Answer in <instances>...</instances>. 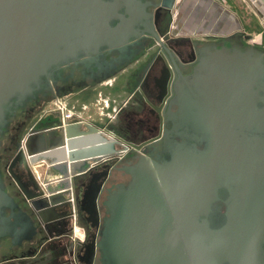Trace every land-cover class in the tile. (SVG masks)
<instances>
[{
  "label": "water",
  "instance_id": "water-1",
  "mask_svg": "<svg viewBox=\"0 0 264 264\" xmlns=\"http://www.w3.org/2000/svg\"><path fill=\"white\" fill-rule=\"evenodd\" d=\"M174 3L161 0L166 8ZM149 5L141 0H0V127L15 100L22 102L43 77L50 80L52 71L77 62L80 54L82 64L104 80L124 72L122 60L133 59L131 47L140 45L145 34L159 40ZM112 21L118 24L112 26ZM104 52L119 55L101 60ZM147 55L129 64L138 84L153 61L147 63ZM107 66L111 72H103ZM176 86L181 99L192 95L203 103L173 126L172 138L183 137L181 129L188 134L170 147L169 161L161 163L148 154L119 169L130 181L107 189L103 206L108 217L96 244L101 261L264 264V51L252 45L244 50L204 48L196 74L180 76ZM87 128L84 132L80 125L62 123L59 135L51 128L30 132L28 152L57 163V178L47 182L52 191L48 196L33 179L30 188L12 171L16 163L29 169L22 149L10 165L50 236L51 225L63 217L55 208L70 196V176L119 158L125 150L96 127ZM108 174L92 175L81 202L94 222L100 180ZM5 207L15 205L0 179V237L9 231L10 219L2 217ZM11 225L14 244L34 230L23 212Z\"/></svg>",
  "mask_w": 264,
  "mask_h": 264
},
{
  "label": "flooded vegetation",
  "instance_id": "flooded-vegetation-1",
  "mask_svg": "<svg viewBox=\"0 0 264 264\" xmlns=\"http://www.w3.org/2000/svg\"><path fill=\"white\" fill-rule=\"evenodd\" d=\"M141 1L150 4L147 6V12L152 15L150 19L159 40L150 34H145L139 40L140 45L131 47L130 54L133 53V59L131 61L122 60L121 68H126L124 72L104 80L102 76L95 75L87 69L85 63L82 64L81 61L85 57L80 54L77 62L71 60L63 64L59 70L52 71L50 80L43 77L39 85L34 87L33 94L28 95L22 102L15 100L8 108L5 122L0 127V179L2 188L13 199L15 207L3 208L2 217L10 220L7 222L9 231L0 237V264H103L96 244L100 240L104 220L108 217L106 208L103 206L108 195L107 189L117 184L128 185L130 181L129 176L119 169L135 163L142 155L148 154L161 163L169 161L170 147L176 142L186 140L184 136L188 134L181 129L178 132L183 137L175 135L173 139L171 136L173 126L175 123H181L183 119H188L196 111V107H201L203 103L201 99H196L192 95L180 98L176 86L180 76L187 77L196 74L199 52L207 47L217 49L236 47L244 50L252 45L259 51H264V47L253 45L236 36L175 33L171 19L174 18L173 10L177 0L172 8L163 7L161 0ZM120 13L124 14V11ZM156 15L159 16L158 20H156ZM117 24L118 21L111 22L112 26ZM147 52L145 60L148 63L153 58V61L149 62V67L138 84L137 77L131 76L133 66L129 64L133 65L134 60ZM118 55L117 52L110 54L104 52L101 60L110 61V58H116ZM144 66L146 65L142 67ZM111 71L112 69L107 66L103 72ZM80 89H97V96L89 98L86 95L84 96V99L88 98L86 100L76 98V91ZM185 89L187 90V87ZM110 91H116L117 94L110 93ZM109 93L115 99L110 97ZM47 99H54L55 102L45 103ZM113 100L115 103L112 102ZM84 101L85 103H82ZM26 102L27 104L24 105ZM58 103L72 111L73 118L71 123L67 122V124L80 125V129L84 132L88 131V126L96 127L105 137L110 136L118 141L125 150L119 158L92 164L83 175L73 180L74 202L71 204L69 196L67 201L62 203L61 209L56 213L63 217L51 225L52 236H50L45 224L31 205V201L27 199L11 175L10 165L20 149L24 151L23 137L30 136L32 130L46 128L56 130V127H61L63 121L58 111ZM48 105L54 107L46 108ZM94 106L100 108V116L93 120L85 119L84 112ZM126 121L133 124L128 125L131 135L122 134L123 128L118 126L123 122L125 124ZM115 126H118L116 128L118 132L113 130ZM56 134L59 135V130ZM131 137L138 143L134 142ZM198 147L202 148L199 144ZM27 164L29 169L23 163H16L12 171L30 188L32 187L31 179H33L41 189L49 179L45 180L36 171L40 164L35 165V168L28 161ZM105 171L109 174L100 180L102 187L98 197L99 214L98 220L94 222L90 215L81 209V202L92 175ZM4 176L9 177L13 188L5 184ZM20 212L31 218L34 230L27 235V237L31 236L30 239L26 237L20 244H14L11 224L14 223L15 217L20 216ZM222 212L224 211L220 212L219 217L223 219ZM24 220L25 218L21 222Z\"/></svg>",
  "mask_w": 264,
  "mask_h": 264
},
{
  "label": "rangeland",
  "instance_id": "rangeland-1",
  "mask_svg": "<svg viewBox=\"0 0 264 264\" xmlns=\"http://www.w3.org/2000/svg\"><path fill=\"white\" fill-rule=\"evenodd\" d=\"M217 1L220 2L221 4L225 5L228 8H230L231 2H232V0H217ZM192 5L190 3V0H177V4L173 10L174 18L171 19V21H172L171 24L174 23V31H175V33L181 32V33L207 35V34H204V32H202V31L198 32V30H199L198 25H200V23H201V15L197 14L194 17H191V18L189 17V13H190L189 11H190ZM238 13L243 17L244 22H246L245 24H247L246 28L248 31V35L247 36L243 35V37H241L240 39H243V40H245L248 43H251L253 45L264 47V28H263L262 18L260 17V15L255 10H251L249 7H247L245 5H244V7L238 6ZM190 16H191V13H190ZM189 19H191V21ZM200 26H202V25H200ZM200 29H202V28H200ZM207 36H209V35H207ZM97 92H98L97 89H91V90L80 89V90L76 91L77 94L75 95V97L86 100L87 97L84 99V96L87 95L89 98L90 97L94 98L97 96ZM112 93L116 94L117 92L113 91ZM54 102H55L54 99H47V102H45V103L52 104ZM82 103H85V101ZM26 104H27V102L24 105H26ZM49 107L53 108L54 106L48 105L46 108H49ZM69 112L72 113L71 110L67 109V113H69ZM132 112H133V110H132ZM99 116H100V108L98 106H94L93 108L89 109L88 111H85L83 117L85 119H92L93 120V119H97ZM128 125L131 126L133 124L132 123L130 124V122H127V121L125 124H124V122L122 124L121 123L118 124L119 128L120 127L123 128V131H121L122 134L129 133L131 135V132L128 129ZM118 126H115V128H113V130L117 131L118 129H116V128H118ZM24 138H25V136L23 137V140H24ZM131 139L134 142H137L136 140H134L133 137H131ZM22 141H21V143H22ZM140 144H141V142H140ZM22 147H24L23 143H22ZM35 167L36 166H34V168ZM36 171L45 180L57 178L56 172L49 174V170H48L47 165L40 164V166H38L36 168ZM4 182H5V184L8 185V187L10 186V188H13L12 182L9 179V177L4 176ZM43 187H44V185H43ZM43 187L41 188L42 190H43Z\"/></svg>",
  "mask_w": 264,
  "mask_h": 264
},
{
  "label": "crops",
  "instance_id": "crops-1",
  "mask_svg": "<svg viewBox=\"0 0 264 264\" xmlns=\"http://www.w3.org/2000/svg\"><path fill=\"white\" fill-rule=\"evenodd\" d=\"M190 3L193 5L189 11L191 13V16L189 13V17L201 15L200 25L202 26L198 25V32L202 31L207 35L221 37L236 36L241 38L243 35L247 36V24L238 13V6L244 7V5L260 15L264 28V0H232L230 8L217 0H190ZM189 20L191 21V19ZM73 190L72 187L70 191L71 204L74 202Z\"/></svg>",
  "mask_w": 264,
  "mask_h": 264
},
{
  "label": "bare ground",
  "instance_id": "bare-ground-1",
  "mask_svg": "<svg viewBox=\"0 0 264 264\" xmlns=\"http://www.w3.org/2000/svg\"><path fill=\"white\" fill-rule=\"evenodd\" d=\"M57 106L59 107L58 111L60 112V115H61V118H62V121H63V126H65L64 125L65 123L67 124V122H71V120L73 118V115H70L69 113H67V109L62 104L58 103ZM59 129H60L59 127H56V132ZM32 138H33L32 136L27 135V137L24 139V142H23V144H24L23 149H24L25 156L27 158L28 163L30 165H32V166H35V165H38V164H41V163H45L47 165L48 169H49V174L54 173V171L56 170L55 165H57L55 159H50L47 156H37L34 153L28 152L27 147H28V144L32 141ZM115 149H117V145L115 146ZM79 176H81V175H78L76 177L70 176V181H71L70 191L72 190V187H73V184H72L73 180L75 178L79 177ZM43 191H44V195L48 196L49 192H52L51 189H50V185L49 184H46V185L44 184V190ZM60 209H61V207H56L55 208V212L58 213Z\"/></svg>",
  "mask_w": 264,
  "mask_h": 264
},
{
  "label": "built area",
  "instance_id": "built-area-1",
  "mask_svg": "<svg viewBox=\"0 0 264 264\" xmlns=\"http://www.w3.org/2000/svg\"><path fill=\"white\" fill-rule=\"evenodd\" d=\"M70 115H73L72 113L69 112Z\"/></svg>",
  "mask_w": 264,
  "mask_h": 264
}]
</instances>
